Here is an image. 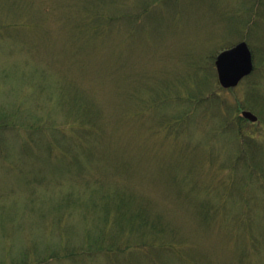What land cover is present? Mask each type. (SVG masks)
I'll list each match as a JSON object with an SVG mask.
<instances>
[{"label":"rangeland","instance_id":"374dc122","mask_svg":"<svg viewBox=\"0 0 264 264\" xmlns=\"http://www.w3.org/2000/svg\"><path fill=\"white\" fill-rule=\"evenodd\" d=\"M259 1L0 0V264H264Z\"/></svg>","mask_w":264,"mask_h":264},{"label":"water","instance_id":"95a60500","mask_svg":"<svg viewBox=\"0 0 264 264\" xmlns=\"http://www.w3.org/2000/svg\"><path fill=\"white\" fill-rule=\"evenodd\" d=\"M215 64L220 84L225 88L235 87L254 70L253 52L247 41H241L221 51ZM242 114L252 121L258 120L251 110H243Z\"/></svg>","mask_w":264,"mask_h":264},{"label":"trees","instance_id":"16d2710c","mask_svg":"<svg viewBox=\"0 0 264 264\" xmlns=\"http://www.w3.org/2000/svg\"><path fill=\"white\" fill-rule=\"evenodd\" d=\"M260 3H262V0H261V2L259 1L258 6H260ZM247 22H250V20L248 19ZM219 96H220V94L218 92H213L212 95H208V96H205L202 94L199 96H194L192 98V100H194V101L195 100H201L202 102H208L209 104L214 103V104H218L220 106V105L224 104L225 102L223 100H220ZM245 143H246V145L249 146V148L252 147V144L250 145V143H248V142H245ZM247 159H248V155H247ZM128 196H129L128 200L123 199V200H120L117 202V206H120V207L112 213H110V210H111L110 206L105 205L103 207V212H104L105 217L109 221L110 220H116V218H117V220L138 219V220H140V222H138L137 220H134L130 223V224H136L135 229L137 227H141V226H145L146 228H149L150 230L155 229L156 226H158V224L156 223V221L151 220L150 217L147 216L145 210L141 209V215H138V217H136V213L133 212V214H132V212L130 211L131 209L127 205V203H129V199L132 198V195L129 194ZM138 211H139V209H138ZM151 246H154V244H152ZM134 247L140 248V245L137 244V245H134ZM154 247L155 248L161 247L162 249H168L167 247H164V245H162V243L160 246H154ZM140 251H143V250H140ZM174 251L179 252L178 250H174ZM149 252L152 254L154 251H149Z\"/></svg>","mask_w":264,"mask_h":264}]
</instances>
